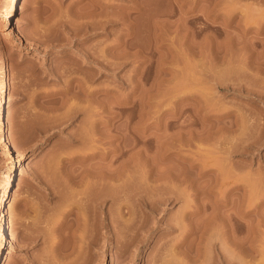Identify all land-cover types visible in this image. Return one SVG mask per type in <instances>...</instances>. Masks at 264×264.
<instances>
[{
	"label": "rangeland",
	"instance_id": "rangeland-1",
	"mask_svg": "<svg viewBox=\"0 0 264 264\" xmlns=\"http://www.w3.org/2000/svg\"><path fill=\"white\" fill-rule=\"evenodd\" d=\"M9 2L0 264H264V0Z\"/></svg>",
	"mask_w": 264,
	"mask_h": 264
},
{
	"label": "bare ground",
	"instance_id": "bare-ground-1",
	"mask_svg": "<svg viewBox=\"0 0 264 264\" xmlns=\"http://www.w3.org/2000/svg\"><path fill=\"white\" fill-rule=\"evenodd\" d=\"M10 2H9V6H8V8L6 9V13L4 14L5 16H4V20H6L7 21V23H8V27H7V29H8V32H6V33H1L2 34V39H3V41L4 42H8V41H12V39H11V35L12 34H15L16 32H17V29H18V26H17V24L14 22V19H15V9L17 8V5H18V2H19V0H9ZM18 34V38L20 39V40H22L23 39V34L21 33V32H18L17 33ZM90 55V54H89ZM98 60V59H97ZM97 60H96V62H97ZM100 63V64H99ZM98 64L100 65L99 67H103V64L101 63V61L99 62ZM107 63V62H106ZM105 63V64H106ZM97 64V65H98ZM101 70H103V69H101ZM7 86H8V81H7V69L6 68H2V70H1V72H0V97H3V93H5L6 92V90H7ZM5 114H4V108H3V104H2V101L0 100V143L4 146V147H7L6 149L7 150H9V154H10V162H9V164L7 165V167H6V169H5V171L3 172V175H2V177H1V182H0V263H1V258H2V256L4 255V253H5V251L10 247V246H12L13 245V241H14V238H13V235L9 232V226H8V223H7V218H6V211H7V202H8V200H9V197H10V194H11V191H12V187H13V177H14V175H15V172H16V167H17V165H18V163H19V165H18V167L20 168L21 167V157H20V154H19V152L16 150V148L14 147V143H11V140L9 139V137H8V135H7V132H8V129H7V127H6V125H5ZM11 148L13 149V153L11 152ZM94 169V168H93ZM93 169H92V171L91 172H93ZM95 169H97V168H95ZM101 169V168H100ZM102 171V170H101ZM91 172H89V173H91ZM104 172V171H103ZM96 173V172H95ZM105 173V172H104ZM113 173V172H112ZM111 173V174H112ZM88 174V173H87ZM100 174V173H99ZM99 174H92V175H89L88 174V176H87V178H82L81 180H79V182L77 181V184L78 185H83L82 187H83V194H85L86 196H88V195H91V193L93 194V191H91V190H93L94 189V187L95 186H99V188L100 187H102V186H104L105 184V182H106V180L109 178V175L107 174V179H106V175L103 177L102 175H99ZM115 174V173H114ZM85 174H83V176H84ZM113 175V174H112ZM117 174H115L114 176L115 177H117L116 176ZM83 176H81V177H83ZM120 175L118 174V177H119ZM79 177V176H78ZM85 177V176H84ZM117 177V178H118ZM122 177V176H121ZM120 177V178H121ZM117 178H115V179H117ZM148 178V177H147ZM160 178V177H159ZM158 178V179H159ZM112 179H114V177L112 178L111 176H110V179L109 180H111L112 181ZM119 179V178H118ZM117 179V180H118ZM160 179H162V178H160ZM155 180V179H154ZM114 181V180H113ZM121 181V180H120ZM150 181V180H149ZM152 181V180H151ZM74 182V181H73ZM85 182V183H84ZM108 182V181H107ZM116 182V181H115ZM122 182V181H121ZM114 183V182H113ZM112 183V184H113ZM76 184V185H77ZM104 184V185H103ZM118 184V183H117ZM122 185V184H121ZM114 186H115V184H114ZM120 186V185H119ZM118 186V187H119ZM117 187V188H118ZM92 188V189H91ZM96 189V191H98L97 190V187H95ZM104 188V187H103ZM80 189V188H79ZM105 189V188H104ZM122 189V188H121ZM121 189H119V190H121ZM88 190H90V192H88ZM108 190V187L106 188V191ZM113 190H114V188H113ZM116 190V189H115ZM105 191V195L104 196H106V193L108 194L109 192L107 191L106 192ZM122 191V190H121ZM101 192H102V190H101ZM98 193H100V192H98ZM5 195H7V198H6V200H5V203H3V198H4V196ZM76 195H77V192H76ZM79 195H80V192H79ZM100 195H101V193H100ZM100 195H98L99 197H101ZM103 195V194H102ZM70 196V195H69ZM86 196H85V198H86ZM91 196H93V195H91ZM97 195L95 194V197H96ZM104 196H102V197H104ZM97 198V197H96ZM105 198V197H104ZM111 198H113L112 196H111ZM147 198V197H146ZM87 199V198H86ZM85 199V200H86ZM89 199H90V197H89ZM140 199V198H139ZM168 199V198H167ZM171 199V198H170ZM175 199V198H174ZM92 200V199H91ZM100 200V199H99ZM158 200V199H157ZM156 200V201H157ZM161 200H163V199H161ZM88 201V200H87ZM93 201V200H92ZM97 201H98V199H97ZM102 201V200H101ZM146 201V200H145ZM93 202H96L95 200L93 201ZM93 202H92V204H93ZM152 202H154V201H152ZM158 202V201H157ZM164 202V201H163ZM103 203V202H102ZM101 203V205H103ZM142 203H143V201H142ZM149 203V202H148ZM3 204H4V206H3ZM90 204V203H89ZM145 205H146V203H144ZM86 205V204H85ZM96 205V204H95ZM144 205V206H145ZM150 205H152V203H150ZM149 205V206H150ZM87 206H88V204H87ZM143 206V205H142ZM81 207V206H80ZM84 207V206H83ZM88 207H90V205L88 206ZM92 207V206H91ZM148 207V206H147ZM151 207V206H150ZM153 207H154V205H153ZM82 208V207H81ZM98 208V207H97ZM80 209V208H79ZM83 209V208H82ZM145 209V208H144ZM152 210V209H151ZM72 211H73V208H72ZM77 211L80 213V216H79V223H81V225L82 226H84L87 222H89V218H90V216L87 214V212L84 210H81L80 209V211L77 209ZM107 210H105L103 207H101V209H100V215H99V217H98V219H97V221H98V223H99V226H100V228L103 230V229H105V231L107 230V212H106ZM129 211H130V209H129ZM94 212H96L95 210H94ZM191 212V211H190ZM97 213V212H96ZM185 213V212H184ZM194 213V212H193ZM78 214V213H77ZM192 214V213H191ZM185 215H186V213H185ZM184 215V216H185ZM92 218H94L93 216H91ZM81 220V221H80ZM214 222V221H213ZM90 223V222H89ZM92 223V222H91ZM95 222H93V224H94ZM88 224V223H87ZM96 224H97V222H96ZM213 224H215V223H213ZM85 227V226H84ZM95 227H97V226H95ZM79 228V227H78ZM87 228V227H86ZM99 228V227H98ZM216 228V227H215ZM83 229V228H82ZM95 229V228H94ZM81 230V229H80ZM85 230V229H84ZM184 230V229H183ZM229 230V229H228ZM99 231H100V229H99ZM231 231V230H230ZM82 232H83V230H82ZM81 232V233H82ZM95 232H96V230H95ZM102 232V231H101ZM198 232V231H197ZM99 233V232H98ZM97 233V234H98ZM103 233V232H102ZM204 233V232H203ZM101 234V233H100ZM104 234V233H103ZM102 234V235H103ZM79 235H80V238L82 237V235L79 233ZM85 235V234H84ZM101 235V236H102ZM104 237H105V235H103ZM102 236V237H103ZM201 236V235H200ZM215 236V235H214ZM232 237V236H231ZM87 238V237H86ZM107 238V237H106ZM232 238H234V237H232ZM231 238V239H232ZM242 238V237H241ZM243 238H246L245 236L243 237ZM242 238V239H243ZM248 239L249 238H247L246 240L248 241ZM233 240V239H232ZM250 240V239H249ZM80 241H81V239H80ZM107 241V240H106ZM234 241V240H233ZM238 241H240L239 239H238ZM237 241V242H238ZM244 241V240H243ZM246 241V242H247ZM91 242V241H90ZM245 242V243H246ZM251 242V241H250ZM250 242L249 243H247V244H250ZM93 243V242H92ZM236 243V242H235ZM234 243V244H235ZM86 244V243H85ZM233 244V243H232ZM242 244V243H241ZM251 244H253L252 242H251ZM235 245H238V244H235ZM245 245V247H246V244H244ZM211 246V245H210ZM215 246V245H214ZM231 246V245H230ZM239 246V245H238ZM241 246V245H240ZM239 246V247H240ZM212 247V246H211ZM217 247V246H216ZM233 247V246H232ZM238 247V248H239ZM250 247V246H249ZM237 248V249H238ZM243 248V247H242ZM247 248H248V246H247ZM235 249H236V247H235ZM240 249H241V247H240ZM245 249V248H244ZM250 250H251V248H249ZM249 249H247V251H246V255H248L247 257H249L250 256V254H248V250ZM246 250V249H245ZM244 250V251H245ZM215 251V250H214ZM213 251V252H214ZM237 251V250H236ZM222 252V251H221ZM251 252H252V250H251ZM220 253V252H219ZM245 253V252H244ZM225 254V253H224ZM220 255V254H219ZM217 256V255H216ZM219 257V256H218ZM222 257H223V255H222ZM221 257V258H222ZM228 257V256H227ZM229 258V257H228ZM250 258V257H249ZM214 259H215V257H214ZM220 259V258H219ZM218 259V264H227V262L225 261V259L224 258H222V259H220L219 260ZM243 259V258H242ZM216 260V259H215ZM226 260H228V259H226ZM229 260H230V258H229ZM246 260H247V258H246ZM229 262H231V260L229 261ZM228 262V263H229ZM236 262V261H235ZM241 262V261H240ZM243 262V261H242ZM241 262V263H242ZM246 261H244V263H245ZM250 262V261H249ZM233 263V262H232ZM243 263V264H244ZM248 263V262H247ZM214 264V263H213ZM230 264V263H229Z\"/></svg>",
	"mask_w": 264,
	"mask_h": 264
}]
</instances>
